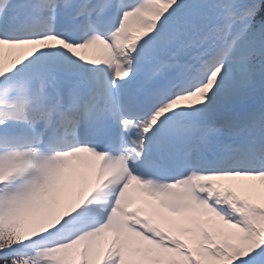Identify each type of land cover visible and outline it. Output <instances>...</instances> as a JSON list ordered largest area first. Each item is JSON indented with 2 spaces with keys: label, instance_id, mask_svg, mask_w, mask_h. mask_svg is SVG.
I'll return each instance as SVG.
<instances>
[{
  "label": "bare ground",
  "instance_id": "bare-ground-1",
  "mask_svg": "<svg viewBox=\"0 0 264 264\" xmlns=\"http://www.w3.org/2000/svg\"><path fill=\"white\" fill-rule=\"evenodd\" d=\"M6 4L5 1L0 0V16L1 14L2 16L5 15L7 11ZM41 4L44 5V2ZM152 11V4L146 3L141 9L125 13L123 24H121L119 28V35L122 36L123 41L127 39L129 31L141 29L149 23V18L146 13ZM32 29L31 27L30 31ZM7 30V27L2 26L0 23V50H5L6 52L5 57L0 61V78L9 77L16 72L19 73L20 68L22 70L27 68L26 73L30 76L35 72L54 69L60 72V77L58 79L51 78L47 75L44 77V82L41 86L33 83V85L28 87V91L39 92L45 97L44 100L56 98L60 95V90L66 85L75 84L70 81V75L74 73L81 81H85V84L91 85L92 87L99 86L100 89H104L107 100L111 101L112 97H114V92L112 93L111 87L113 85L117 87L118 83H120L119 80L123 79L122 71L126 68L125 66L129 60V57H127V59L125 58L123 63H121L122 58H119V66H117L114 72L112 71L111 58L113 56L115 57V55L118 56V45H116L115 48L116 52L111 55L109 49L102 43L100 38L88 34L85 37L82 47L70 48L60 44L46 32H38L39 36H36L35 39L30 38L12 42L8 41L6 38V36H10L11 34L8 33ZM174 34L183 35L179 28L175 29ZM134 35L136 36H134V39L140 37L138 33ZM167 41L177 46L173 38ZM182 47L184 46L182 45ZM202 47L203 44L198 39L197 43L187 51V58H191L194 53L198 55L202 54ZM179 51L181 52L183 49H179ZM24 55H26V57H24ZM12 67L14 69L12 73L6 72V68L10 69ZM90 69H93V71ZM112 76L115 78L114 83L111 81ZM216 78L217 76L214 74L212 80H216ZM238 97L239 95H235L228 89L220 90L217 86L207 82L206 85L200 86L197 90L183 95L182 98L169 99L168 103L170 105H181L182 107L188 103L197 106L207 105L206 112L212 118L210 125L215 128L223 129L225 127V122L221 119L222 116H224V110L229 108L230 102ZM213 98L221 104L217 103V105H215V100H213ZM42 109L44 113H50V110L46 106H42ZM78 114L79 113L72 116L61 113V117L65 118L66 124L67 121L74 122V120H76L79 122ZM162 114V116L170 115L171 111L164 110ZM214 120H218L217 123H214ZM69 126L70 125H68V127ZM23 127L24 129L27 128L25 125ZM62 128V125H57V127L53 129V136L59 138V141L62 138L60 132ZM31 135L40 138L42 133L36 134L33 132ZM73 139H75L71 152L73 158L69 160H65L59 153H44L33 147L26 150L27 160L29 164H33V171H25L23 176L15 183V186L22 188L33 178L45 174L47 178L57 184L60 191V195L54 198V200L58 203H65L67 207L73 202L70 199L73 195L72 189L76 184L80 183V181H84L93 188L96 199L99 201L104 200L105 207L108 210H112L113 207H119L122 204L125 206L135 203L137 207L135 209L137 216H141V214L145 215L146 220H148L147 225L174 239L176 245L175 249L163 251L151 243L141 240L135 234L124 229L121 224V219L113 212H111L108 217L112 233H123L126 240L125 242L128 243L131 248H137L141 252L149 253L154 256L155 259L159 260L161 264H165L169 256L175 257L179 263H184L185 255L181 250L179 238L181 236L179 235V231L188 232L189 237H191L193 241L209 233L208 224L200 220L188 196L186 188L184 186L174 185L169 187L160 186L159 191H157L148 182H143L145 184L135 186L126 179L125 164L120 156L116 158H102V160L96 161L81 151V140L78 139V136L75 135ZM246 143L245 139H242L240 145L244 146ZM213 168L214 170L225 171L224 165L221 167L216 165ZM245 169L246 168L242 167L241 170ZM258 170L253 168L250 174L236 171L234 173L220 172L216 176L211 174L195 176L193 174L191 177H197L199 179L217 177L221 180H228L230 177H235L244 180L246 183H253L260 187H264V172ZM90 173H97V179H92ZM45 176L43 177L45 178ZM149 193L153 195L157 194L160 197L159 201H152L148 195ZM174 212H176L177 215H173L172 213ZM235 215L241 218L239 214L235 213ZM76 216L77 215H74L70 218ZM218 224V229L224 231L225 234L231 230V226L224 221H219ZM89 236H92V233H90ZM88 253H92V248L88 249ZM126 264L132 263L127 262Z\"/></svg>",
  "mask_w": 264,
  "mask_h": 264
},
{
  "label": "rangeland",
  "instance_id": "rangeland-1",
  "mask_svg": "<svg viewBox=\"0 0 264 264\" xmlns=\"http://www.w3.org/2000/svg\"><path fill=\"white\" fill-rule=\"evenodd\" d=\"M194 0H189L187 3H184L185 5H190L191 3H193ZM180 5L179 3H176L174 0H170V3L168 5H166L165 7H163L160 11H157V14H160L161 17H163L166 14V10L169 11H173L174 9L177 8V6ZM203 16H200V19L198 20L199 22H203L206 24H209L207 22L204 21ZM157 22L154 21L152 23V27H148L146 29H144L145 33H150L152 28L154 26H156ZM248 33L250 35V39H254V31L253 30H248ZM242 34V31H237L234 35V37L227 41V45L224 46L223 51L225 52V48L229 45L230 47L232 45H234L236 39ZM240 45V43H238V46ZM239 55V52H238ZM5 57L4 53L0 52V61ZM229 80V79H227ZM23 78H20L19 76L10 78L9 80H7L6 82H4L5 84L8 85L7 89H3L0 90V99L2 98H6L10 91L11 88H18L21 91V94L25 93V90L23 88H21V84L23 83ZM232 85V84H230ZM234 87V85H232ZM20 94V95H21ZM3 116L0 115V131L3 132H7L10 131L12 129V126L10 124H6L4 121ZM15 132V131H12ZM25 135L27 136V133L25 132ZM4 136L8 137V138H12L11 135H2L0 133V139H3ZM13 142H15V140H13ZM16 142L18 143V145L20 146L23 142L22 139H18L16 140ZM15 142V143H16ZM18 153H20V148H18ZM67 156V154H65ZM13 159V158H12ZM9 161V159L5 158V157H1L0 158V171L3 169V167H5V165L7 164V162ZM20 169V168H19ZM19 169H16V172H14V174H16ZM44 178V177H43ZM45 180V178H44ZM10 179H7L6 182H9ZM44 186H46V184L44 183H38L37 187L32 189V193H34L36 199L35 202L32 203L31 205H26L25 210L26 212H28V214L30 213L31 210H35V212H38V216H37V223H39L41 220H50L53 221L55 225V222L57 220V218L52 215V213L49 212V208H44L46 206L44 205H55V206H59L58 204H56L52 198L55 196L53 189H51V187L47 188L44 190ZM79 191L82 192L86 189V187L80 188L78 187ZM57 194V193H56ZM8 196L7 193H4V191H2V189H0V198H6ZM23 199V198H22ZM155 200H157V198H154ZM34 204V205H33ZM19 208V206H15V210H17ZM92 209L95 211L96 210V205H94L92 207ZM14 210V211H15ZM52 212L55 213L56 216H58L60 214L59 210L55 211V210H50ZM94 214V220L91 223H88V227H92L93 225H95V223H98L99 221H101V215L98 216L97 213H92ZM1 218H3L4 216H0ZM12 220H14V218H6L3 221L0 219V224L1 225H6V223L11 222ZM19 222V226L22 230V237L20 238L21 241L26 239L29 240L31 239V233H28V230L30 228V226L32 227V220L30 219L27 220L26 218H19L18 219ZM30 224V225H29ZM52 226V227H53ZM52 228L48 229L51 230ZM85 229V226L82 225L79 232H74L73 234H71L69 237H57L53 240L52 243H43L42 240L37 244L38 246V250L41 254L47 255L53 252L54 248L57 247H67L69 249V251L74 255V258L71 259V262L73 264H125L127 261L129 260H134V261H138L137 264H154V262H149L147 261V259L145 257H142L140 255H133V254H129L128 256L125 254L120 253V251H122V249L124 248L122 243H121V238L120 237H111L110 236V232L107 229H102V236L103 237H98V235H95L92 239H90L89 237H86L85 235H83V231ZM34 238V237H32ZM258 238V244H256V247L258 246H262V248L264 247V242L262 241V238L264 237H257ZM35 239H37L35 241V243L37 241H39L40 239H38V237H36ZM80 239L81 241H84V246L83 248H78L74 246V243H76V241ZM96 240H98L96 242ZM118 243V244H117ZM95 244V250H92V253L89 254V256L87 257L85 255L86 253V246L87 245H93ZM106 253H108L110 259L107 260L105 258V256L107 255ZM136 257V258H135Z\"/></svg>",
  "mask_w": 264,
  "mask_h": 264
},
{
  "label": "trees",
  "instance_id": "trees-1",
  "mask_svg": "<svg viewBox=\"0 0 264 264\" xmlns=\"http://www.w3.org/2000/svg\"><path fill=\"white\" fill-rule=\"evenodd\" d=\"M12 228H7L5 230L0 229V251L5 250L9 247L12 243L16 241V232L12 233ZM14 255L11 253H4L0 255V264H20V259H14Z\"/></svg>",
  "mask_w": 264,
  "mask_h": 264
}]
</instances>
